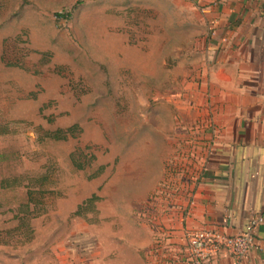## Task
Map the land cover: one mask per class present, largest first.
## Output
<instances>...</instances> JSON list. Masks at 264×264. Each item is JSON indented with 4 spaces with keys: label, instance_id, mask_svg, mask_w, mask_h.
Masks as SVG:
<instances>
[{
    "label": "rangeland",
    "instance_id": "obj_1",
    "mask_svg": "<svg viewBox=\"0 0 264 264\" xmlns=\"http://www.w3.org/2000/svg\"><path fill=\"white\" fill-rule=\"evenodd\" d=\"M199 8L197 0H0V129L8 131L0 133V264L117 263L119 234L133 232L155 170L189 167L190 140L211 120L194 113L189 94L201 81L185 74L199 68ZM5 50L23 66L6 65ZM73 124L76 138L45 136ZM76 147L81 161L95 156L91 166H73ZM25 185L53 192L43 213L25 208ZM92 193L95 212L74 216Z\"/></svg>",
    "mask_w": 264,
    "mask_h": 264
},
{
    "label": "crops",
    "instance_id": "obj_2",
    "mask_svg": "<svg viewBox=\"0 0 264 264\" xmlns=\"http://www.w3.org/2000/svg\"><path fill=\"white\" fill-rule=\"evenodd\" d=\"M197 1L199 68L185 74L201 81L189 94L194 113L211 120L190 140L189 167L155 170L150 199L135 204L133 232L119 234L116 264H189L185 228L235 234L264 211V0ZM255 237L264 247V221ZM209 264L234 260L221 251ZM241 264H264V249Z\"/></svg>",
    "mask_w": 264,
    "mask_h": 264
},
{
    "label": "built area",
    "instance_id": "obj_3",
    "mask_svg": "<svg viewBox=\"0 0 264 264\" xmlns=\"http://www.w3.org/2000/svg\"><path fill=\"white\" fill-rule=\"evenodd\" d=\"M263 221L264 211L249 221L245 231L235 234L223 233L215 227L185 228L188 263L209 264L219 252L226 251L234 264H241L252 250L264 249L255 237V229Z\"/></svg>",
    "mask_w": 264,
    "mask_h": 264
},
{
    "label": "trees",
    "instance_id": "obj_4",
    "mask_svg": "<svg viewBox=\"0 0 264 264\" xmlns=\"http://www.w3.org/2000/svg\"><path fill=\"white\" fill-rule=\"evenodd\" d=\"M2 61L8 66H15V65L23 66L24 64L23 61H20V59H14L10 55H8L6 50L2 55ZM80 131L81 129L79 128V126L77 124H73L65 129L57 128L53 131H45V136L55 141L56 140L62 141V140H68L70 137L72 138L78 137ZM7 132H8L7 129H0V133H7ZM86 150H90L89 145H86ZM82 154H83V149H81L80 147H76L75 150L69 154L73 166L79 170H83L86 167H89L88 165L91 166L92 162L95 160V156H92L91 164L89 161H87V163L86 161H81L80 159L85 160V157L83 158ZM103 170L104 167L102 165L98 166L97 171H95L93 174L89 176V180L98 177L100 174H102ZM42 178L47 179V175ZM42 178L40 179L41 184L46 180ZM14 180H18V179H14ZM25 186L27 187V202L25 208L30 211L35 210L38 211L39 213H43L44 211L42 207L43 196L46 193L49 192L51 193L52 191H44L45 189H40L41 187L39 189H35L30 185H25ZM38 194L41 195V197L38 196ZM99 198L100 197L97 193H92L89 197L85 198L81 203H79L76 206V209L73 211V215L82 217L89 211L95 212V204L100 200ZM21 219L24 220L26 219V217H22Z\"/></svg>",
    "mask_w": 264,
    "mask_h": 264
}]
</instances>
